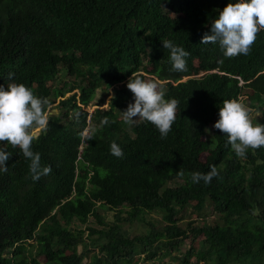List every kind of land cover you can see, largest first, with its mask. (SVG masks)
Returning <instances> with one entry per match:
<instances>
[{"label":"trees","instance_id":"obj_1","mask_svg":"<svg viewBox=\"0 0 264 264\" xmlns=\"http://www.w3.org/2000/svg\"><path fill=\"white\" fill-rule=\"evenodd\" d=\"M228 3L0 0V84L11 79L48 97L49 126L34 135L32 147L52 168L33 180L22 149L0 142L12 153L0 171V264H41L38 256L43 264H143L181 253L186 240L192 244L174 255L179 264H264V146L238 156L214 127L226 99L264 110V76L252 80L264 69V30L248 55L224 57L218 43H202ZM164 38L191 53L185 71L172 70ZM132 71L179 101L166 138L151 122L123 119L133 101ZM110 89L109 109H95L88 122L97 91ZM113 140L123 157L111 152ZM213 164L219 176L211 183L192 181L193 171L206 173ZM99 208L116 212L113 223ZM152 212L164 227L149 223L136 235L123 228ZM187 213L216 220L183 228ZM91 216L98 228L70 229Z\"/></svg>","mask_w":264,"mask_h":264},{"label":"clouds","instance_id":"obj_2","mask_svg":"<svg viewBox=\"0 0 264 264\" xmlns=\"http://www.w3.org/2000/svg\"><path fill=\"white\" fill-rule=\"evenodd\" d=\"M261 30H264V0H229V3L219 11L218 17L214 19L211 32L205 33L202 37V43H218L224 57L248 55ZM162 42L164 47L170 50L172 70L185 71L186 58L191 53L172 39L164 38ZM220 62L222 63L223 60ZM8 75L11 78L15 73ZM261 76H264V69L252 80L261 79ZM238 79L241 84H244L241 78L238 77ZM127 88L133 93V101H130L127 108L121 111L125 122L129 125H135L140 121L151 122L157 127L161 137L166 138L177 118L179 101L175 97L166 98L163 86L157 80L145 79L137 72L132 71ZM261 98H264V95ZM94 106L96 109L104 110L102 106ZM50 108L51 103L48 97L35 94L33 89L24 83H17L10 79L7 86L0 84V142L7 141L22 149L24 156L30 161L33 180H39L41 176L52 171L51 165L41 164V153L32 147L36 139L34 129H46L49 126ZM263 111L252 110L243 103L241 98L226 99L220 107L219 119L214 127L227 134V142L231 148L238 156L244 157L249 147L264 146V123H261L263 117L259 122L251 119L256 113L261 112L263 115ZM93 112L89 111L88 122ZM108 122L109 117L106 115L101 124ZM89 128L83 133L87 140L92 138L89 136L91 133ZM110 150L118 157L125 155L124 149L115 140L112 141ZM11 156L12 153L0 145V171L7 170V161ZM218 176L219 170L214 164L206 173L201 171L191 173L194 183H199L201 180L211 183L213 177Z\"/></svg>","mask_w":264,"mask_h":264},{"label":"rangeland","instance_id":"obj_3","mask_svg":"<svg viewBox=\"0 0 264 264\" xmlns=\"http://www.w3.org/2000/svg\"><path fill=\"white\" fill-rule=\"evenodd\" d=\"M114 96V93H113V90H109V91H97V93H96V96H95V99H94V101L92 102V104L88 107V110L90 111V112H93L95 109H96V107L94 106V105H96L97 104V102L98 101H100V100H104V103H102V107L101 108H104V109H109V105H110V103H111V99H112V97ZM58 111H54L53 110V113H57ZM122 114V113H121ZM263 117V115L261 114V112H259V113H256L255 115H254V117H252L251 119H252V121H254V122H259L260 121V119ZM41 130V128H36L35 130H34V135H37L38 133H39V131ZM99 213H101L102 215H104V220L107 222V223H109V224H111V223H113V221H114V214L116 213V212H113V211H109V210H107V209H102V208H99ZM95 218L93 217V216H91L90 217V219H89V221L85 224V226H81V227H77V224H72L71 226H70V229H85L86 227H95V228H98L99 226L98 225H96V223H95ZM141 221L139 222V221H135V223L134 224H128V223H124L123 224V228L128 232V233H130V235H136V234H144V233H146L147 232V230H148V224L150 223V224H152V225H154L155 227H157V228H159V227H164L165 225H166V223H165V221L163 220V218H162V216H161V214H159V213H156V212H152V213H147L146 215H144V217L143 218H141L140 219ZM214 220H216V215H211L209 218H208V222L209 223H212ZM190 221H195V224L196 225H201V224H203V223H205V222H207V221H205V220H202V219H199L198 218V216L196 215V214H194V215H189L188 213L185 215V218H184V220H182V221H180L179 222V225L181 226V227H183V228H185L186 226H187V224L190 222ZM77 227V228H76ZM88 236V232H86L85 233V237H87ZM202 240V237H200L197 241H196V243H195V245H198L199 247H200V245H199V241H201ZM32 244H35V242L34 241H32L31 242ZM186 246H184L183 247V250H182V252L181 253H183L184 252V250L185 249H187L188 248V246L189 245H191L192 244V240H186ZM33 254L35 255V253H36V248H34L33 250ZM80 253H82L83 252V250H82V246H80V248H79V250H78ZM95 253V251H90L89 252V255H86V258H85V261L86 262H90V260H91V258H92V256H93V254ZM181 253H174L172 256H170V257H164V259H160V261H155V262H153V261H146V263L145 262H143V264H179V261L177 260V259H175L174 257V255H180ZM140 259L142 260V259H144V256H141L140 257ZM37 260L41 263V264H43L44 263V258L43 257H40V256H38V258H37ZM191 261H192V264H196V260L195 259H191Z\"/></svg>","mask_w":264,"mask_h":264}]
</instances>
